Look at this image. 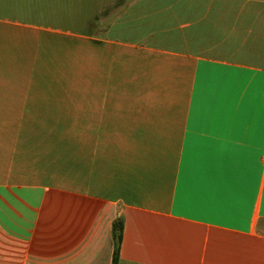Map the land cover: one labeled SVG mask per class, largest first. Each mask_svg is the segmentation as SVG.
I'll list each match as a JSON object with an SVG mask.
<instances>
[{
    "label": "crops",
    "instance_id": "0c3cea01",
    "mask_svg": "<svg viewBox=\"0 0 264 264\" xmlns=\"http://www.w3.org/2000/svg\"><path fill=\"white\" fill-rule=\"evenodd\" d=\"M196 1L0 0V264H264V8Z\"/></svg>",
    "mask_w": 264,
    "mask_h": 264
},
{
    "label": "rangeland",
    "instance_id": "374dc122",
    "mask_svg": "<svg viewBox=\"0 0 264 264\" xmlns=\"http://www.w3.org/2000/svg\"><path fill=\"white\" fill-rule=\"evenodd\" d=\"M123 1V0H121ZM204 1H208V0H197V10L203 11L205 5H204ZM220 0H214V2H218ZM226 1L227 7L230 10V8H235V9H244V10H249L252 8H264V0H221V2ZM74 2H76V0H68V5L69 8H75V4ZM132 2V1H131ZM72 11V10H69ZM69 19L72 21L71 26L75 27V19L73 15L69 16ZM198 20V19H197ZM54 25H57L58 21L57 19H54ZM200 22H197L196 25H200Z\"/></svg>",
    "mask_w": 264,
    "mask_h": 264
},
{
    "label": "trees",
    "instance_id": "16d2710c",
    "mask_svg": "<svg viewBox=\"0 0 264 264\" xmlns=\"http://www.w3.org/2000/svg\"><path fill=\"white\" fill-rule=\"evenodd\" d=\"M121 228H122L121 222H117V224H116V234H115L116 245H115V251H114L113 264H117L118 247H119V243L121 241Z\"/></svg>",
    "mask_w": 264,
    "mask_h": 264
}]
</instances>
